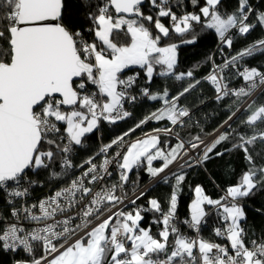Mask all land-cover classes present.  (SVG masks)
<instances>
[{"label":"snow or ice","instance_id":"1","mask_svg":"<svg viewBox=\"0 0 264 264\" xmlns=\"http://www.w3.org/2000/svg\"><path fill=\"white\" fill-rule=\"evenodd\" d=\"M189 2L192 11L184 0H147L155 11L146 13V0H0V255L9 264H264V232L249 233L244 203L264 192V68L247 63L264 55V38L232 52L237 36L264 29V10ZM206 32L219 62L207 56L199 78V65L178 71L180 46ZM155 77L180 87L153 90ZM202 83L230 102L210 132L183 103ZM144 101L157 106L135 119ZM129 119L104 142L106 127ZM150 122L158 126L132 138ZM231 152L246 161L237 183L217 198L195 186L179 217L188 170ZM141 172L154 181L147 189ZM159 183L171 185L165 202L149 196ZM213 217L217 239L205 238Z\"/></svg>","mask_w":264,"mask_h":264},{"label":"trees","instance_id":"2","mask_svg":"<svg viewBox=\"0 0 264 264\" xmlns=\"http://www.w3.org/2000/svg\"><path fill=\"white\" fill-rule=\"evenodd\" d=\"M75 3V0H72ZM254 6H258L260 10H264V0H251ZM223 3L229 10H232L237 5V0H223ZM184 9L192 11L189 0H184ZM145 12H154V9L150 8V5L146 3L144 5ZM176 10V9H174ZM163 22L168 25L167 19H164ZM264 38V29L257 27L251 34L246 38L237 36L235 43L232 49V52L243 48L245 45L256 41L257 39ZM173 41L177 38L172 37ZM169 41H162V45L166 44ZM219 47L217 39L214 33L206 32L201 35L200 40L194 45H181L178 50V71L187 72L193 69L194 65H199L195 71V76L197 78L203 76L209 71L210 64L205 62V58L210 54L215 53L217 61L219 62V53L216 52V49ZM227 51V49H226ZM247 63L250 66H255L258 68H264V55H258L248 60ZM134 71H141L139 69L128 70V73ZM146 78L143 76L141 71L140 84H145ZM167 86L172 92H175L178 87H180L179 82L168 81L166 82L164 78L155 77L153 83L149 86L153 90L160 89ZM242 81L239 79H234L231 83V87L241 86ZM201 97H203V103H201ZM264 102V101H262ZM183 103L188 106H195L198 109L199 115L203 117V124L206 126L207 131H211L218 123L223 121L226 117V110L223 105L225 103H230L229 101H224L218 104L214 98L213 89L209 86L208 83H202L198 86L196 91H193L191 94L187 95L183 99ZM157 104L144 101L138 105L135 110V119H139L148 113L150 110H153ZM239 115V113H238ZM134 119H129L125 122H121L116 126H112L111 130L108 127L105 128L103 140L107 142L110 136L117 133L126 131L130 128ZM155 123L150 122L145 125L143 129H137L135 133L132 134V138H136L142 135L146 131H150L154 127H157ZM185 130H182V134ZM188 132L192 130L187 129ZM208 137H205L207 139ZM100 142L99 134L93 133L92 139L89 141L90 145L95 149ZM227 146V145H225ZM223 150V149H221ZM159 162H157L158 164ZM246 161L243 159V153L241 152H231L226 154L224 157H216L213 160L209 161L206 168H195L188 170V175L186 180L183 183L182 190L179 194V205H178V215L181 218L187 217L189 214V205L194 198V188L197 185H201L206 194L210 195L213 198H217L221 195V190L225 189L229 185H234L237 183L238 178L241 176L242 172L245 169ZM135 179V175L131 177ZM152 180L145 176L141 172V183L146 186ZM153 185V184H152ZM151 186V185H150ZM147 189V188H146ZM171 191L170 184L159 183L149 192V196L157 197L162 202H165L169 193ZM43 192L42 189H37L36 195H39ZM131 194V193H130ZM148 197H145L144 200L138 201L144 203ZM245 207L247 211V221L246 227L251 233L255 231L257 234L264 232V192L257 191L254 195L248 198L245 202ZM260 210V211H258ZM152 213H147L145 219L142 222L143 226L147 227L151 224ZM215 225V218H210L208 225L203 231L205 238L215 239L212 235V228ZM153 232L158 231L156 225H151ZM0 264H9V257L5 255H0Z\"/></svg>","mask_w":264,"mask_h":264},{"label":"built area","instance_id":"3","mask_svg":"<svg viewBox=\"0 0 264 264\" xmlns=\"http://www.w3.org/2000/svg\"><path fill=\"white\" fill-rule=\"evenodd\" d=\"M135 72V71H134ZM133 72H131V73H128L129 75H131ZM142 136H143V134L142 135H140V136H138V137H136V138H142ZM136 138H133V139H136ZM113 179H115V177H113ZM154 183V181L152 180L150 183H148L146 186H144V188L146 189V188H148L150 185H152ZM40 195H43V192L41 193V194H39V195H37V196H40ZM138 203H140V202H138ZM215 239H217V238H215ZM218 242H220V241H218Z\"/></svg>","mask_w":264,"mask_h":264},{"label":"rangeland","instance_id":"4","mask_svg":"<svg viewBox=\"0 0 264 264\" xmlns=\"http://www.w3.org/2000/svg\"><path fill=\"white\" fill-rule=\"evenodd\" d=\"M207 139H210V137H208ZM194 198H195V193H194ZM194 198H193V199H194ZM190 204H191V203H190ZM189 207H190V205H189Z\"/></svg>","mask_w":264,"mask_h":264}]
</instances>
